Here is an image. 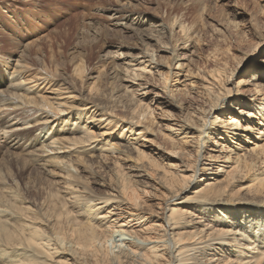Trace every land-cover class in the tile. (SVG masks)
<instances>
[{
	"label": "bare ground",
	"instance_id": "1",
	"mask_svg": "<svg viewBox=\"0 0 264 264\" xmlns=\"http://www.w3.org/2000/svg\"><path fill=\"white\" fill-rule=\"evenodd\" d=\"M175 17L166 27L147 32L145 39L159 45L162 36L171 41L178 29L182 44L189 42L196 34ZM119 21L115 26H122ZM253 32L261 41L248 56L264 47V31ZM143 46L140 57L110 78L124 83L122 95L106 101L94 86L81 95V82L73 84L63 73L49 74L45 68L35 82H51L65 101L33 96L32 88L24 86L22 54L9 78L0 71V150L10 160H28L55 179L44 199L33 205L0 174V264H264V130L257 129L264 126V82L254 91L255 97L247 98L238 92L239 83L233 85V70H203L200 88L206 108L200 110L198 124L189 118L192 110L174 124L176 129H168L172 147L166 154L180 167L170 163L169 168H176L172 174L164 171L156 176L165 198L155 206L158 211L146 212L140 200L148 193L143 181L149 177L138 163L149 159L134 145L148 133L144 124L153 120L154 111L137 97L142 85L134 81L152 64L154 51ZM160 47L177 58L175 44ZM257 64L250 76L253 82L264 80V57ZM182 67L177 63V69ZM74 71L82 79L85 68L80 62ZM229 97L233 101L227 104ZM225 106L231 117L222 114ZM100 127L101 134L91 130ZM115 128H120L116 139ZM256 133L261 135L252 148L227 151L233 153L224 156L223 168L216 169H229L222 181L210 179L203 188L185 194L217 162L206 153L208 144L229 148L235 141L247 143ZM184 141L192 145V152L182 148ZM131 150L134 166L123 169L122 162H131ZM202 162L208 167L197 170ZM108 163H113L108 183L103 179L97 183L106 192L96 194L82 176L98 173L101 167L95 164ZM146 165L160 167L153 161ZM246 180L247 185L239 186L242 195L231 193L228 187Z\"/></svg>",
	"mask_w": 264,
	"mask_h": 264
},
{
	"label": "rangeland",
	"instance_id": "2",
	"mask_svg": "<svg viewBox=\"0 0 264 264\" xmlns=\"http://www.w3.org/2000/svg\"><path fill=\"white\" fill-rule=\"evenodd\" d=\"M121 14L125 16L120 19L118 17ZM173 17L196 36L184 45L181 42L182 36L177 33L178 29L173 32L172 42L168 41L166 35L161 37L159 45L145 39L149 31L166 27L168 20ZM118 19L121 20V27L115 26ZM259 29L264 31V0H0V71L5 78H9V73L16 69L17 60L22 54L23 75L27 81L24 86L32 88L33 96L49 100L60 99L59 101L66 97H58V87H52L49 81L35 82L41 68H45L49 74L63 73L73 84L81 82V95L94 86L106 101L110 96L122 95L123 90L124 83L110 78L117 70L122 72L124 64L129 60L140 57L143 45H148L154 51V60L152 64H147V70L134 81V85H142L136 95L153 109L154 115L152 121L144 124L148 133L134 146L149 161L160 166L151 169L146 165L148 160L138 163L149 177L143 181L147 183L148 193L141 196L140 202L145 207L142 209L153 212L157 210L155 206L165 198V192L158 185L156 176L164 171L172 174L180 167V163L168 158L166 154L172 147L167 138L168 129H176L174 124L192 110L189 118L193 124H198L196 119L201 116L199 112L202 113L200 110L206 108L207 99L200 88L201 75L205 74L203 70H233V85L239 83L238 92L247 98L256 96L254 91L260 88L264 80L253 82L250 76L257 70H254L255 65L258 66L257 63L264 57V47L257 49L252 56L248 54L261 41L253 32ZM261 36L264 37V32ZM160 42H167V48L175 44L177 58L172 59L169 51L160 47ZM27 44V48L24 47ZM80 62L85 68L82 79L74 71ZM177 63L183 64L181 70L177 69ZM137 68L142 67H133ZM184 75L187 76L186 79ZM78 94L75 91L76 97ZM241 95L238 98H242ZM232 101V97H229L225 102L229 104ZM115 107L117 114L121 115L119 104L115 103ZM229 111L226 106L223 108L225 118L231 117ZM260 128L264 130V126L257 127ZM119 129L112 130L114 139L120 135ZM91 130L94 134H101L103 131L101 127ZM257 133L250 140L246 139L247 143H242L243 140L235 141L229 148L225 144L220 147L208 144L205 151L215 157L217 162L211 164L212 170L206 173L202 182H192L185 194L203 188L210 179L222 181V174L229 169L222 172L216 169L218 166H221L220 169L224 167V156L231 153L228 154L227 151L236 147L252 148L255 139L261 135ZM263 138L264 134L261 139ZM222 147L223 152H220ZM182 148L193 151L192 145L187 142ZM4 152L5 150H0L2 177L9 185L11 182V187L30 204H39L44 199L49 184L55 179L39 171L28 160H10ZM134 157L135 152L131 150V162H122V168H132ZM92 161L88 164L94 162ZM170 163L176 168H169ZM95 165L101 167L98 173L91 172V175L88 173L82 177L96 194L104 195L106 189L98 187L97 183L101 179L108 183L113 163ZM207 165L208 162H202L197 165V170H202ZM199 174L203 175L201 172ZM250 176L246 175L247 180ZM247 180L228 188L231 193L242 195L239 186L247 185Z\"/></svg>",
	"mask_w": 264,
	"mask_h": 264
}]
</instances>
